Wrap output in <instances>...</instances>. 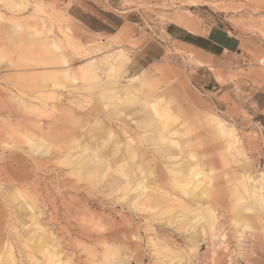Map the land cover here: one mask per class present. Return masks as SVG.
Wrapping results in <instances>:
<instances>
[{
    "label": "rangeland",
    "instance_id": "rangeland-1",
    "mask_svg": "<svg viewBox=\"0 0 264 264\" xmlns=\"http://www.w3.org/2000/svg\"><path fill=\"white\" fill-rule=\"evenodd\" d=\"M19 1H0V264H48L36 229L56 264H264V0ZM174 25L236 47L207 57Z\"/></svg>",
    "mask_w": 264,
    "mask_h": 264
},
{
    "label": "bare ground",
    "instance_id": "bare-ground-1",
    "mask_svg": "<svg viewBox=\"0 0 264 264\" xmlns=\"http://www.w3.org/2000/svg\"><path fill=\"white\" fill-rule=\"evenodd\" d=\"M0 1H3L4 4H5V6L8 9H10V10H18L19 11L20 9L24 8V3L22 1H19V0H17V2H15V3L12 2L11 0H0ZM193 61L197 65H199V66H202L203 65L202 62H199V61H196V60H193ZM101 66L102 67H99V66H97V67L98 68H101L103 71H105L107 73H110L111 74V77L113 78L111 80V82L106 83L104 85L105 89L112 90V91H116L118 89L117 88V85H118L117 84V79L119 78V76L123 72V69L125 67V62L123 60H121V61H118L117 64L112 65L111 63H108L107 61H104L101 64ZM83 75L85 77L92 76L93 75L92 69L91 70H86L83 73ZM66 79L67 78L65 76H61V77L58 78V81H60L61 83H65ZM58 84H59V82H58ZM125 95H126V98L125 99H122V103L125 104V103L132 102V99H130V97L128 98V93L127 92H125ZM101 97H102V99H104V101H106L107 98H105L103 94H101ZM149 106H150V108L152 110L153 116L156 117V118H158L159 120H162V123H161V126H160L162 132L163 133L168 132L170 130L171 123H172L171 122V119L172 118L170 117V114L168 113V111H166V110H160L159 109V107H158V100H155L154 101V104L150 103ZM226 136H227V139H228V144H227V146H228L229 144H231L232 139H233V136H232V133H230V132H227L226 133ZM33 139H34V141H32ZM27 140L28 141H32V142H35L36 141V142L42 143V141L40 139H36V138L28 137ZM228 147L230 148V146H228ZM65 163L67 165H69V162L67 160H65ZM89 170H91V169H89ZM200 170H201V168L199 167V165L197 167H193V169H191L190 172L187 174L188 179L191 180V179H193L195 177H198L200 175ZM81 171H83V168L82 167H80V169H75V172L77 173L78 177H81V175H82V172ZM255 179L261 185V189H262V185L264 184V171L263 172H260V173H256ZM182 181H180V182H177L176 181V184H181V183H183ZM187 183H190V182H187ZM204 186H205L204 181L197 180L193 184V186L191 187L192 189H190L188 191L190 193H193L194 192V195H196V196L197 195L198 196H201V195L205 194L204 191H203ZM180 190H183V189L180 188ZM242 199L246 200L247 198L246 197H242ZM236 217H237V219H239V216H236ZM205 218H206V221H208V226L211 227L212 226V221H213V215H212V213H207L205 215ZM34 233H36V237L35 238L34 237H31V238L28 239V242L30 243V247L32 249H34L35 251H37V252H40L42 254H45L46 256H49V258L47 257L48 258V264H56V262L53 261V258L55 257L56 254L53 252L55 255L52 258L53 254L50 256L49 255V254H51L50 251L48 252L47 251V248L44 247L45 243H47V241L49 239V236L47 234H45L46 231L43 229L39 233H37V229H36ZM31 242H33V244ZM8 255L10 256V253L9 252H8ZM116 264H122V263H116Z\"/></svg>",
    "mask_w": 264,
    "mask_h": 264
},
{
    "label": "crops",
    "instance_id": "crops-1",
    "mask_svg": "<svg viewBox=\"0 0 264 264\" xmlns=\"http://www.w3.org/2000/svg\"><path fill=\"white\" fill-rule=\"evenodd\" d=\"M174 28L180 30L179 32H173L170 33L166 32V35L171 40L177 42L178 44L182 45L183 47L196 51L200 54H203L207 57H214L217 55L224 54L226 52H231L233 49H235V44H232L233 41H230L228 39H221L216 38L210 39L208 36L200 35V32L196 30V32H190L186 31V29H182L178 26L174 25ZM189 36L190 39L193 41L192 43L185 42L181 40V38H185Z\"/></svg>",
    "mask_w": 264,
    "mask_h": 264
},
{
    "label": "trees",
    "instance_id": "trees-1",
    "mask_svg": "<svg viewBox=\"0 0 264 264\" xmlns=\"http://www.w3.org/2000/svg\"><path fill=\"white\" fill-rule=\"evenodd\" d=\"M168 33H170L171 31L168 29L167 30ZM181 40L185 41V42H189V43H192L193 41L190 39L189 36L185 37V38H181Z\"/></svg>",
    "mask_w": 264,
    "mask_h": 264
},
{
    "label": "snow or ice",
    "instance_id": "snow-or-ice-1",
    "mask_svg": "<svg viewBox=\"0 0 264 264\" xmlns=\"http://www.w3.org/2000/svg\"><path fill=\"white\" fill-rule=\"evenodd\" d=\"M126 135H130V133H125Z\"/></svg>",
    "mask_w": 264,
    "mask_h": 264
}]
</instances>
